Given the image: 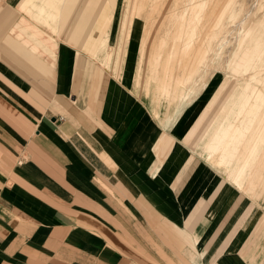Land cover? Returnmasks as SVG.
<instances>
[{
    "label": "crops",
    "instance_id": "obj_1",
    "mask_svg": "<svg viewBox=\"0 0 264 264\" xmlns=\"http://www.w3.org/2000/svg\"><path fill=\"white\" fill-rule=\"evenodd\" d=\"M104 3L0 0V264H264V194L241 190L263 148L232 147L244 132L223 129L197 152L198 131L186 136L220 82L161 108V70L181 68L183 86L195 70L144 32L136 3L137 64L120 65L127 47L106 52ZM215 154L234 184L205 161Z\"/></svg>",
    "mask_w": 264,
    "mask_h": 264
},
{
    "label": "rangeland",
    "instance_id": "obj_2",
    "mask_svg": "<svg viewBox=\"0 0 264 264\" xmlns=\"http://www.w3.org/2000/svg\"><path fill=\"white\" fill-rule=\"evenodd\" d=\"M129 1L126 21L121 29L119 19L122 0H114V5L111 7L104 3L103 12L102 10L99 12V9L96 13V15L99 13L104 21L106 20L102 23V30L108 28L112 39L108 43L106 52H113L112 56L115 57L116 54H121L122 47L123 49L127 47V50L125 49L127 54L123 55L120 65L125 63L126 56V66L131 67L130 71L133 73L138 59L137 42L131 40L137 4V19L144 22V32L155 31L156 36L153 38H156V41H163L165 52L171 50L181 56L172 61H178L183 67H192L195 70L184 86L173 80L175 72L182 73L181 68L176 69L175 72L172 69L169 80L165 77L164 70H161L158 91L160 92L162 87L164 90L160 97L158 92L159 99L155 102L159 103L161 108L165 105L167 107L188 96L185 94L188 93L187 91L190 92V85L194 82L196 88L192 90L193 97L211 81L220 82L215 94L187 133L186 140L191 139L198 131V141L194 143L193 140V143L196 151L200 152L203 143L201 138L205 132L211 135L227 129L231 137L239 136L241 134L239 132H244L243 138H227L226 141L227 144L230 141L232 147L237 145L238 149L242 148L244 151L256 144L263 148L259 155V166L249 174L248 189H241L247 195H263L264 182L258 187L256 180L257 176L264 172V0ZM145 9H147L146 20L143 19ZM116 29L120 37H117L114 43L112 35ZM96 35H94L96 42L87 45L89 56L91 51H95L91 49L95 47L101 32ZM103 52L105 51L101 53ZM238 53H240L239 58H234ZM191 54L193 58L190 57ZM95 60L102 63L100 57ZM122 67L118 68L119 75L125 70ZM135 88L140 96L149 98L141 85ZM190 100L191 98H188V101ZM226 100L229 102L225 105L230 104V106L221 107ZM215 115L218 116L212 126L209 123ZM216 152L219 154V149ZM213 157L215 158L204 160L214 168L217 176H220L218 180L223 182V179H227L225 173L213 165L218 155L215 154ZM227 157L232 159L234 154H228ZM220 159H224L222 149ZM255 187L258 188L256 194L252 192Z\"/></svg>",
    "mask_w": 264,
    "mask_h": 264
}]
</instances>
